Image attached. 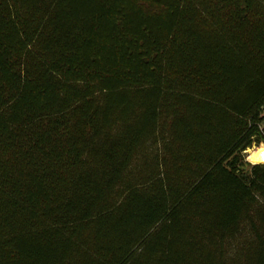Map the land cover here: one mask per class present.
Returning <instances> with one entry per match:
<instances>
[{"label":"trees","instance_id":"16d2710c","mask_svg":"<svg viewBox=\"0 0 264 264\" xmlns=\"http://www.w3.org/2000/svg\"><path fill=\"white\" fill-rule=\"evenodd\" d=\"M262 145L264 0H0V264H264Z\"/></svg>","mask_w":264,"mask_h":264},{"label":"rangeland","instance_id":"374dc122","mask_svg":"<svg viewBox=\"0 0 264 264\" xmlns=\"http://www.w3.org/2000/svg\"><path fill=\"white\" fill-rule=\"evenodd\" d=\"M261 151H263L264 152V145H262L260 148H258V150H257V148L256 147H253L252 149H250V150H248V151H246L247 152V154H246V152H245V157H244V159H245V162L246 163H248V164H250V165H255V164H258V165H261V164H259V162H258V156H259V154H260V152ZM257 152V153H256Z\"/></svg>","mask_w":264,"mask_h":264},{"label":"bare ground","instance_id":"6f19581e","mask_svg":"<svg viewBox=\"0 0 264 264\" xmlns=\"http://www.w3.org/2000/svg\"><path fill=\"white\" fill-rule=\"evenodd\" d=\"M263 164H264V162H263Z\"/></svg>","mask_w":264,"mask_h":264},{"label":"water","instance_id":"95a60500","mask_svg":"<svg viewBox=\"0 0 264 264\" xmlns=\"http://www.w3.org/2000/svg\"><path fill=\"white\" fill-rule=\"evenodd\" d=\"M246 154H247V152H246Z\"/></svg>","mask_w":264,"mask_h":264}]
</instances>
